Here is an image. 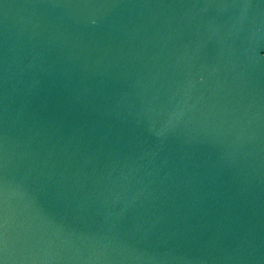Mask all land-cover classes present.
<instances>
[{"label":"water","instance_id":"obj_1","mask_svg":"<svg viewBox=\"0 0 264 264\" xmlns=\"http://www.w3.org/2000/svg\"><path fill=\"white\" fill-rule=\"evenodd\" d=\"M0 264H264V0H0Z\"/></svg>","mask_w":264,"mask_h":264}]
</instances>
